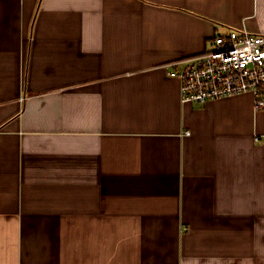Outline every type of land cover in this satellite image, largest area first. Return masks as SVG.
<instances>
[{
    "label": "crops",
    "instance_id": "crops-1",
    "mask_svg": "<svg viewBox=\"0 0 264 264\" xmlns=\"http://www.w3.org/2000/svg\"><path fill=\"white\" fill-rule=\"evenodd\" d=\"M232 30L264 0H0V264H264V109L170 76Z\"/></svg>",
    "mask_w": 264,
    "mask_h": 264
},
{
    "label": "built area",
    "instance_id": "built-area-1",
    "mask_svg": "<svg viewBox=\"0 0 264 264\" xmlns=\"http://www.w3.org/2000/svg\"><path fill=\"white\" fill-rule=\"evenodd\" d=\"M173 67L170 76L180 82L183 103L205 104L251 94L255 108L264 109L263 35L229 31L217 36L205 53Z\"/></svg>",
    "mask_w": 264,
    "mask_h": 264
}]
</instances>
